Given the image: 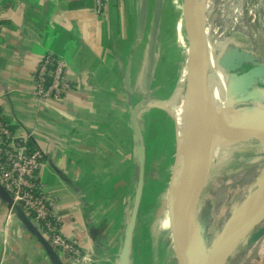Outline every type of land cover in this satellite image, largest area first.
<instances>
[{"label": "crops", "instance_id": "1", "mask_svg": "<svg viewBox=\"0 0 264 264\" xmlns=\"http://www.w3.org/2000/svg\"><path fill=\"white\" fill-rule=\"evenodd\" d=\"M156 1L149 15L153 0H104L101 12L95 0H0V119L42 154L41 184L63 234L84 253L79 264H119L140 178L139 146L146 155L156 117L173 123L158 107L139 113L140 139L131 123L141 102L172 98L187 66L161 41L167 4L169 18L184 20L182 2L179 13L164 0L151 54ZM230 47L222 54L224 63L232 58L225 98L234 93L228 84L257 64L246 49ZM47 55L66 61V85L61 98L41 102L33 92ZM239 58L245 61L234 70ZM11 199L0 186V264H56Z\"/></svg>", "mask_w": 264, "mask_h": 264}, {"label": "rangeland", "instance_id": "2", "mask_svg": "<svg viewBox=\"0 0 264 264\" xmlns=\"http://www.w3.org/2000/svg\"><path fill=\"white\" fill-rule=\"evenodd\" d=\"M171 1L180 13L181 2L183 4L184 0ZM167 3H170V0H167ZM153 6L154 0L149 15ZM171 7V4L166 6L161 41L163 47L170 50L176 60L182 61L180 62L182 68L185 64L187 66L189 64L191 38L185 17L181 20L180 14H176L177 18H169ZM165 18L169 19L165 21ZM198 18L207 51L208 65H210L209 91L211 92V89L217 85L214 88L216 93L214 96L218 101L213 103L215 108L211 111L210 117L217 118L218 114L250 108L248 102L226 108V105L238 101L251 88L243 92L231 93L228 98L224 97L223 92H226L225 84L222 83L225 79L223 75L229 74L231 69L230 65L224 63L222 54L230 49V46L244 48L252 60L264 65V0H211L205 11L198 10ZM178 28L181 30L179 31ZM176 47L180 52L175 49ZM261 85L264 86V79L261 80ZM180 88L181 85L176 88L172 98L162 104L166 110L161 109V111L169 115L173 121L172 125L166 123L167 121L162 117H156L158 125L153 126L151 131L154 140L149 142L146 152L148 173L138 215L140 219L139 221L137 219L128 246L126 264H186L170 209L171 184L177 160V123L173 113L178 104ZM151 109L153 108L145 110ZM156 129L157 132H154ZM259 172V167L242 168L241 165L232 164L224 171H213L211 174L194 178L188 206L197 239L206 253L212 249L214 243V246L220 243L223 230L238 206L245 200ZM244 213H239L233 218V232L236 235L241 233ZM263 227L264 220L252 230L253 235ZM235 252L234 256L227 255V264H264V236L257 240L250 239L244 247L240 246Z\"/></svg>", "mask_w": 264, "mask_h": 264}, {"label": "bare ground", "instance_id": "3", "mask_svg": "<svg viewBox=\"0 0 264 264\" xmlns=\"http://www.w3.org/2000/svg\"><path fill=\"white\" fill-rule=\"evenodd\" d=\"M186 1L189 7L188 16L194 30L199 34L197 45L190 51L189 64L183 76L178 104L173 113L177 123L179 164L183 162L191 146L194 148L185 174L186 197L188 198L191 193L196 176L211 174L213 171H224L232 164L241 165L242 168L247 166L260 168L254 185L248 190L245 200L238 206L223 230L220 243L216 246L215 243L213 244V264H227V255L234 256L240 246L244 247L253 238L252 231H247L249 224L259 220L256 224L258 227L264 220V132H255L264 128V86L261 85V80L257 79L251 89L238 101L234 100L232 104L226 105L227 108L248 102L250 108L218 114L217 118L208 116L204 76L208 75L210 65H208V56H204L205 43L202 39L198 10L205 11L211 0ZM201 89L202 95H200ZM250 130H254L255 133L251 135ZM242 212H245L243 226L241 233L236 235L233 232V218Z\"/></svg>", "mask_w": 264, "mask_h": 264}, {"label": "built area", "instance_id": "4", "mask_svg": "<svg viewBox=\"0 0 264 264\" xmlns=\"http://www.w3.org/2000/svg\"><path fill=\"white\" fill-rule=\"evenodd\" d=\"M97 10L104 0H95ZM66 61L47 55L40 61L34 96L41 102L63 96L66 83ZM42 154L33 151L29 139L15 133L0 119V186L11 196L15 205L27 214L38 232L50 244L65 264H79L84 253L77 242L68 240L62 232V221L54 213L52 197L44 192L39 172Z\"/></svg>", "mask_w": 264, "mask_h": 264}, {"label": "water", "instance_id": "5", "mask_svg": "<svg viewBox=\"0 0 264 264\" xmlns=\"http://www.w3.org/2000/svg\"><path fill=\"white\" fill-rule=\"evenodd\" d=\"M163 2L164 0L156 1L154 30L152 33L153 36L151 39V46H150L152 55H153L155 45H156V36L158 33L159 19H160V15L162 11ZM188 9H189L188 3L186 0H184L183 13L186 19V25L189 30L190 38H191V45L189 49V56H190L191 48L197 45L198 43L199 34L197 33L196 30H194L192 26V21L188 16L189 15ZM204 49H205L204 56L205 55L207 56L206 48L204 47ZM231 59H232L231 56L227 57V59L225 60V64L226 62H230ZM244 61H245L244 58H239V60L236 61L237 63L235 64V66H233V69L235 70L237 67L241 66ZM207 76L208 75L206 74L204 76L205 77L204 93L208 101V105L206 106L207 111H208V116H210L211 111H213L215 107H214L213 100H212V93L209 91V88L207 90V86H208ZM256 79H259V80L264 79V65L263 64L257 63L251 70H249L248 73H245L244 75L238 77L234 82L229 83L228 88L230 92L232 91H234V93L243 92V91L250 89L253 83L256 81ZM238 83H241L242 85L238 86L237 85ZM202 94H203V91L201 89L200 95ZM153 107H158V108L166 110V108H164L163 105L151 103L147 100V101H144L138 104L131 114L132 127L138 139H140V131H139V126L137 122L138 115L140 112H142L146 108H153ZM250 131H251V135H253L255 132H264V128L262 130H256L255 132L254 130H250ZM193 150L194 148L193 146H191V148L186 153V156L183 162L179 164V161L177 159L175 163L173 177H172V184H171V192H170L171 217H172L174 228L176 230L177 237L180 242L181 252H182L183 258L185 259L186 264H213L214 249L212 247V249L209 250L207 253L202 249V246L197 239L195 229H194L192 219H191L190 209L188 206L189 196L188 198L186 197L187 182L185 181L186 180L185 174H186V170H187L189 160L191 158ZM139 161H140V178L138 181V187H137V192H136V196L134 200V205H133L132 213L130 216V220H129L126 235H125L124 245L122 248V252L120 254L119 264H126V260H127L126 255L128 252L127 250H128V246L130 244L134 229L136 227L139 210H140V206L142 202L143 192H144L145 154H144V149L141 145L139 146ZM12 207L14 211L20 214H23V215L25 214L18 205L14 204L13 200H12ZM258 222L259 220H257L256 222H253L252 224H249L247 231L248 232L252 231L256 227V224ZM35 232L38 233L37 231ZM38 234H39V238L42 244L48 250L54 262L56 264H64L59 258V256L52 249L50 244L42 237L40 233ZM263 236H264V227L261 228L253 236V238L257 240V239L262 238Z\"/></svg>", "mask_w": 264, "mask_h": 264}, {"label": "trees", "instance_id": "6", "mask_svg": "<svg viewBox=\"0 0 264 264\" xmlns=\"http://www.w3.org/2000/svg\"><path fill=\"white\" fill-rule=\"evenodd\" d=\"M140 218H138V221H139Z\"/></svg>", "mask_w": 264, "mask_h": 264}]
</instances>
